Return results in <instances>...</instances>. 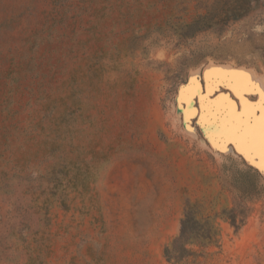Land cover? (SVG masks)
Masks as SVG:
<instances>
[{"label": "rangeland", "instance_id": "374dc122", "mask_svg": "<svg viewBox=\"0 0 264 264\" xmlns=\"http://www.w3.org/2000/svg\"><path fill=\"white\" fill-rule=\"evenodd\" d=\"M214 2L0 0V264H264V171L177 104L212 62L264 92V0L185 36ZM236 202L237 231L221 214ZM186 212L215 234L179 258L165 247Z\"/></svg>", "mask_w": 264, "mask_h": 264}, {"label": "snow or ice", "instance_id": "6c2138e0", "mask_svg": "<svg viewBox=\"0 0 264 264\" xmlns=\"http://www.w3.org/2000/svg\"><path fill=\"white\" fill-rule=\"evenodd\" d=\"M220 73L219 69L210 70ZM225 79L213 78L208 80L209 92L219 84L231 88L240 98L241 110L237 111L235 106L225 96L218 97L215 101H209L205 94L195 88L196 77L189 79L187 87H181L177 97V104H187L189 107L184 111V123L188 128L190 116L195 115L191 103L193 97L200 100L199 123L205 136L213 147L219 151H227L225 145L231 144L235 150L246 158L251 159L253 154L259 155L264 161V92L259 90L258 85L253 83L250 77L243 72L231 71L222 73ZM208 79V73H205ZM255 92L259 95L258 104H250L244 99L243 93ZM257 109L260 115H257ZM191 131L190 128H188ZM264 171V163L258 165Z\"/></svg>", "mask_w": 264, "mask_h": 264}, {"label": "trees", "instance_id": "16d2710c", "mask_svg": "<svg viewBox=\"0 0 264 264\" xmlns=\"http://www.w3.org/2000/svg\"><path fill=\"white\" fill-rule=\"evenodd\" d=\"M259 0H215V5L218 6L217 12L212 13L208 10L206 13H198L189 23L184 25V35L192 36L200 31L211 28L207 22L213 16L218 14L224 22L235 21L241 19L252 10ZM211 16V17H210ZM230 224L237 231L244 223L246 217V208L240 202H236L234 207L224 208L221 212ZM206 222H200L195 217H192L186 212L181 220L180 232L176 236L170 246L165 247V251L169 253L171 249L178 252V257L189 254L190 248L188 244L199 241L209 242L213 239L215 232L207 234L193 233L191 229L202 228ZM207 224V223H206ZM205 226V225H204ZM169 258V256L167 257Z\"/></svg>", "mask_w": 264, "mask_h": 264}, {"label": "water", "instance_id": "95a60500", "mask_svg": "<svg viewBox=\"0 0 264 264\" xmlns=\"http://www.w3.org/2000/svg\"><path fill=\"white\" fill-rule=\"evenodd\" d=\"M210 66H221L220 68L223 69V68H232V69H235V70H240V69H244V70H249L248 68H245V67H241V66H234V65H229V64H225V63H210L209 64ZM209 65H206L205 67L202 68L201 71H196L194 73H192L191 75H189L186 79V82L185 83H182L179 88H178V94H179V89L181 87H187L188 86V82H189V79L192 78L193 76H195L200 84V92L202 94H205L207 96V99H212L214 100L217 96L219 95H226L227 94V97L229 98V100H231V102L233 104H235V109L237 111L240 110V107H241V104H240V101H239V98L237 96H235L233 94V92L230 90V88H226L223 86V84H219L216 88H214L212 91H208V86H207V83H206V79H205V70L206 68L209 66ZM215 68H219V67H215ZM251 71V70H250ZM252 72V71H251ZM256 76V75H255ZM251 94H254V93H249V94H246V96L243 94L244 97H246L249 101L253 102L254 100L257 99V94H254L256 95V98L253 100L251 98H249L248 95H251ZM185 105V104H183ZM192 105L195 109L194 113L195 115H192L196 118L197 122H198V126L200 128V130L202 131L203 135L205 136L204 134V131L203 129L201 128V125L199 123V120H200V113H201V109H200V100L198 97H193L192 98ZM189 118V121H191V117ZM183 118H184V114H183ZM206 140L210 143V141L207 139V137L205 136ZM211 144V143H210ZM212 145V144H211ZM227 148L231 147L230 149H228L227 151H232L234 153H236L237 151L235 150L234 146L231 145V144H227L226 145ZM213 147V146H212ZM215 148V147H214ZM217 149V148H215ZM218 150V149H217ZM239 153V152H237ZM240 156H242L250 165L256 167L257 169L260 170V168L258 167V165H260L259 163L256 164L254 163V158L252 157L251 159H248L246 158L244 155H242L241 153H239Z\"/></svg>", "mask_w": 264, "mask_h": 264}, {"label": "bare ground", "instance_id": "6f19581e", "mask_svg": "<svg viewBox=\"0 0 264 264\" xmlns=\"http://www.w3.org/2000/svg\"><path fill=\"white\" fill-rule=\"evenodd\" d=\"M219 67H221V66H219ZM211 68V69H210ZM213 69H218V68H215V67H213ZM228 69H232V68H228ZM210 71V70H212V67H209L208 69L206 68V70H205V72H207V71ZM219 70H221L220 72H222V71H225V69H219ZM242 70V69H241ZM244 70V69H243ZM247 71V70H246ZM205 72H204V74H205ZM211 74H212V76L213 77H219V74H222V73H219V74H217V73H215V74H217L218 76H215V74L213 75V72H211ZM211 77V76H210ZM210 79V78H209ZM212 79V78H211ZM207 81V80H206ZM262 86V85H261ZM262 92V91H261ZM253 104V103H252ZM258 104V103H257ZM225 147L227 148V146L225 145ZM254 158H256V157H254Z\"/></svg>", "mask_w": 264, "mask_h": 264}]
</instances>
